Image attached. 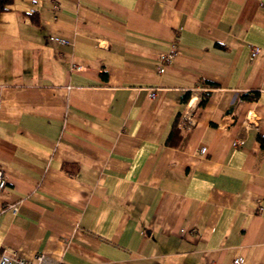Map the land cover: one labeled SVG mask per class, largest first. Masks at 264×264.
Masks as SVG:
<instances>
[{
    "label": "crops",
    "instance_id": "crops-1",
    "mask_svg": "<svg viewBox=\"0 0 264 264\" xmlns=\"http://www.w3.org/2000/svg\"><path fill=\"white\" fill-rule=\"evenodd\" d=\"M55 1L1 13L0 253L264 264V0Z\"/></svg>",
    "mask_w": 264,
    "mask_h": 264
},
{
    "label": "built area",
    "instance_id": "built-area-1",
    "mask_svg": "<svg viewBox=\"0 0 264 264\" xmlns=\"http://www.w3.org/2000/svg\"><path fill=\"white\" fill-rule=\"evenodd\" d=\"M53 5L55 8L59 7L57 1L53 0ZM50 38L56 42L60 43H69L70 40L64 36H59L52 34ZM175 47H172L169 52H164L161 55L163 63L159 65L158 72L162 73L165 71L167 65H169L174 60L175 55ZM260 51L259 46H254L252 48V56H255ZM78 69H81V66H77ZM154 96V93L152 94ZM207 150L206 147L202 148V152ZM7 177L5 174L4 166L0 163V190L4 189L7 186ZM18 209V207H15ZM245 260L242 256H236L233 259L232 264H244ZM0 264H47L46 256L44 254L37 255V262H32L21 257L16 251L10 250L8 248H4L0 253Z\"/></svg>",
    "mask_w": 264,
    "mask_h": 264
},
{
    "label": "trees",
    "instance_id": "trees-1",
    "mask_svg": "<svg viewBox=\"0 0 264 264\" xmlns=\"http://www.w3.org/2000/svg\"><path fill=\"white\" fill-rule=\"evenodd\" d=\"M14 0H0V19H1V13L7 9H9L10 5L13 3ZM36 11H33V12H30V16H31V19L33 21H36ZM206 98L204 97L202 100H201V104H203L205 102ZM258 138H259V141L261 143V146L262 148L264 149V134H259L258 135Z\"/></svg>",
    "mask_w": 264,
    "mask_h": 264
}]
</instances>
